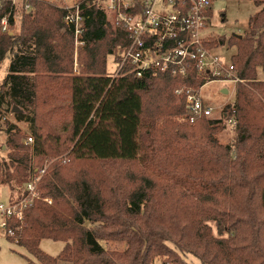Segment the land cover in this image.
Segmentation results:
<instances>
[{"label": "trees", "instance_id": "trees-1", "mask_svg": "<svg viewBox=\"0 0 264 264\" xmlns=\"http://www.w3.org/2000/svg\"><path fill=\"white\" fill-rule=\"evenodd\" d=\"M252 1L259 9L243 34L205 41L235 46V99L224 116L194 123L175 119L185 102L175 90L198 89L214 78L111 76L106 58L117 56L123 34L97 4L85 13L76 58L67 11L48 0L32 1L15 33L0 31V65L8 60L0 82L7 149L0 186L11 192L8 200L21 198L22 185L56 159L23 221H10L8 240L17 239L36 260L26 264H152L156 258L190 264L183 252L202 264H264V80L257 78V68L264 69V0ZM14 12L7 2L0 17L10 13L13 24ZM12 106L22 110L13 117L27 122L29 134L7 119ZM230 118L236 136L222 144L215 133ZM42 239L64 246L50 255L40 248ZM102 239L124 241L126 248L107 251Z\"/></svg>", "mask_w": 264, "mask_h": 264}, {"label": "built area", "instance_id": "built-area-1", "mask_svg": "<svg viewBox=\"0 0 264 264\" xmlns=\"http://www.w3.org/2000/svg\"><path fill=\"white\" fill-rule=\"evenodd\" d=\"M35 0H0V10L5 3L14 6L13 24L8 14L0 17V31L13 34L19 18L32 9ZM212 0H82L66 9L64 21L70 25L74 35V45H84L81 40L86 19V11L93 5L101 6L106 20L123 34V44L114 57L115 69L111 76H143L148 72H163L171 76H210L214 80L229 79L236 83L234 67L225 63L206 44L202 32L210 21L208 11ZM19 12V16L17 13ZM221 76L228 78L222 79ZM230 76V77H229ZM197 89L186 85L176 89V94H184L182 119L194 123L201 118H209L213 107L206 104ZM224 116V114H221ZM220 117V116H219ZM229 121L235 119L230 118ZM26 143H32L28 137ZM46 166L31 175L25 183L23 195L16 201H0V237L13 235L10 221H23L24 212L38 197V181Z\"/></svg>", "mask_w": 264, "mask_h": 264}, {"label": "rangeland", "instance_id": "rangeland-1", "mask_svg": "<svg viewBox=\"0 0 264 264\" xmlns=\"http://www.w3.org/2000/svg\"><path fill=\"white\" fill-rule=\"evenodd\" d=\"M52 3L60 7H68L73 6L79 0H48ZM259 7H257L252 0H212L211 2V17L208 23L207 28L202 32V35L205 36V41H209L208 39L217 38L221 35L225 36V38L231 35H241L247 29L249 16L255 13ZM19 12L17 13V15ZM19 16V15H18ZM19 22V21H18ZM18 25V23H17ZM16 26V30H17ZM211 45V44H210ZM212 46V45H211ZM210 47V46H209ZM213 50V53L217 55L222 61L225 63H231L230 57L236 52L235 46H227L225 45H217L214 44L210 47ZM74 58H76V52L74 45ZM8 66V60L5 59L0 65V82L5 76L6 69ZM75 68L77 65L75 64ZM115 64H114V56L108 55L106 58V71L108 74L114 72ZM179 77V76H176ZM196 77V76H195ZM230 77V76H229ZM180 78H184L181 77ZM206 78V76H205ZM222 79L228 78L227 76H221ZM257 78L258 80H264V69L262 67L257 68ZM187 79V78H186ZM236 83L231 82L229 79L224 80H211L202 85L200 89V94L204 100V102L213 107V113L211 116L219 117L222 116L224 107L232 104L235 99L236 92ZM186 85H181L177 89H181ZM226 88L227 93H222L221 90ZM176 94V93H175ZM12 109V108H11ZM183 113L176 117L175 119L178 122H186L182 119ZM7 119L13 123H16L20 129L24 132L28 133V125L25 120L16 121L13 117V113L10 111L6 115ZM235 124L236 120L226 121L224 128L220 129L215 136L222 144H231L234 141L236 136L235 134ZM5 138L6 133L4 129H0V156L4 157L7 153V149L5 148ZM26 141V140H25ZM56 159H50L45 161L44 166L47 167L50 163L55 161ZM64 162L65 159H62ZM69 166V165H67ZM44 168V167H43ZM44 174V173H43ZM25 183L21 187V192L24 191ZM10 191L6 186H0V201L6 202L9 201ZM25 193V192H24ZM14 198H18L15 193ZM39 196V189H38ZM38 198V197H37ZM15 199L14 201H16ZM47 202H50L49 198H45ZM252 204H255L253 201ZM212 227V232L215 236H217V230L214 221L207 222ZM89 226V224H86ZM227 234L225 233V236ZM13 236V235H11ZM11 236H1L0 237V264H26L28 260L35 261V258L26 251L25 248L19 246L14 239V241H9L8 237ZM99 244L102 248L107 251H123L126 248V243L120 240H111V239H102L98 240ZM169 245L176 249L171 243ZM64 246L63 241H54L50 239H42L40 241V248L50 255H56ZM178 253H180L178 251ZM183 259L190 264H202L200 259L196 257L194 254L190 252L180 253ZM60 264H63L62 262ZM152 264H171L170 262L163 263V261L159 258L154 260Z\"/></svg>", "mask_w": 264, "mask_h": 264}, {"label": "water", "instance_id": "water-1", "mask_svg": "<svg viewBox=\"0 0 264 264\" xmlns=\"http://www.w3.org/2000/svg\"><path fill=\"white\" fill-rule=\"evenodd\" d=\"M227 91H228V90H227L226 88H223V89L221 90L222 93H227ZM11 112H12V113H21L22 110H21L20 108H18L17 106H12Z\"/></svg>", "mask_w": 264, "mask_h": 264}]
</instances>
